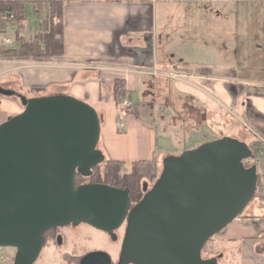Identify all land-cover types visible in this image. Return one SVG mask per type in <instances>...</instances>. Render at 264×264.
I'll use <instances>...</instances> for the list:
<instances>
[{"label": "crops", "instance_id": "obj_1", "mask_svg": "<svg viewBox=\"0 0 264 264\" xmlns=\"http://www.w3.org/2000/svg\"><path fill=\"white\" fill-rule=\"evenodd\" d=\"M0 1L26 2L25 16L10 32L14 36L19 29L28 40L34 32L27 38V29L39 23L33 3L54 0ZM61 1L66 4L64 55L41 62L0 58V87L28 98L69 95L85 101L99 114V146L107 158L134 162L154 156L157 165L196 148L187 140L174 147L168 135H160L161 124L168 129L183 120L187 133L219 123L227 127L230 109L242 104L243 124L251 131L248 145L257 154L259 191L243 217L215 242L222 249L219 264H264V84L239 79L236 68L216 63L218 34L229 32L218 27L219 18L244 25L250 8H264V0ZM159 14L165 16L160 28ZM119 68L138 72L124 74ZM118 78L126 81L127 97L134 103L124 129L114 97ZM32 91L43 93L29 96ZM23 110L18 99L0 95V125ZM14 255L13 248L0 249V264H14Z\"/></svg>", "mask_w": 264, "mask_h": 264}, {"label": "water", "instance_id": "obj_2", "mask_svg": "<svg viewBox=\"0 0 264 264\" xmlns=\"http://www.w3.org/2000/svg\"><path fill=\"white\" fill-rule=\"evenodd\" d=\"M17 96L23 112L0 125V248L16 250L14 264H35L45 234L88 224L116 239L127 221L117 264H219L202 256L207 242L246 210L258 190L253 149L223 137L167 156L151 189L132 207L129 192L105 184L76 186L106 160L101 120L90 104L69 95ZM81 264H112L92 252Z\"/></svg>", "mask_w": 264, "mask_h": 264}, {"label": "trees", "instance_id": "obj_3", "mask_svg": "<svg viewBox=\"0 0 264 264\" xmlns=\"http://www.w3.org/2000/svg\"><path fill=\"white\" fill-rule=\"evenodd\" d=\"M33 8L39 19V23L34 28V35L31 39L25 40L21 37L19 29H17L14 34L16 45L10 48L0 46L1 59L41 62L64 55L65 1L54 0L46 4L38 1L33 3ZM11 14H14L19 19L24 17L26 14V2L0 1V16L4 18ZM128 94L126 81L120 78L116 79L114 82V97L117 106ZM14 98L20 101L17 96H14ZM253 153L254 158H256V152L253 151ZM158 178L157 162L154 156L151 159L130 163L106 157L104 163L93 169L90 177H83L77 174L76 186L79 187L84 182H91L127 190L133 207L144 197V184L156 182ZM258 191L255 198L258 196ZM243 215L244 212L237 220L241 219ZM221 254L222 249L216 244L215 237L207 242L202 252V256L205 259L219 257ZM219 262H222V257Z\"/></svg>", "mask_w": 264, "mask_h": 264}, {"label": "rangeland", "instance_id": "obj_4", "mask_svg": "<svg viewBox=\"0 0 264 264\" xmlns=\"http://www.w3.org/2000/svg\"><path fill=\"white\" fill-rule=\"evenodd\" d=\"M164 17L165 16L163 14H159L158 16V19L160 21L159 28L161 27V20ZM168 17L170 16L168 15ZM174 17L184 18L185 16H182L181 14H174ZM219 20L222 21L219 22L220 24L218 27L223 29L225 28L229 32L218 34V43H216V45L218 44L216 63L236 68L238 72L237 77L239 79L264 84V8L258 9L255 7H251L248 16V22H246L244 25L239 24L238 26H235V22L230 21L229 19L225 18V16H222L221 18H219ZM36 25V21L32 22V26H30L29 30V23H27L28 29L25 35L27 38H29V36H32ZM163 28H165L164 25H162V29ZM231 31H233V33H230ZM40 93L43 92L32 91L31 93H29V96H36ZM141 98L142 96L139 93L136 99L140 101ZM244 118L243 106L242 104H237L234 108H231L228 113L227 127H225V124L219 123L216 127L211 129L201 128L200 131H197L195 129L192 133H187L186 125L184 124V121L181 120V122H178L177 126H172L168 129H165L161 124L159 126V133L161 136L168 135L167 137L169 139V142L174 147H177V142H185L187 140L186 142H188L189 145H192L191 147L198 148L200 145L197 147V143H199L200 141L202 142L203 139L206 140L208 137L215 140L223 137H231L250 144L251 142L249 133H251V131L244 126ZM193 137H195L196 140H193ZM179 150H177L178 154L180 153ZM159 152L161 153V150ZM157 168L158 175L160 176L163 168V163L157 165ZM154 183L155 182H148V189H151ZM78 242L80 244L82 243L88 245V243L82 241V238H79ZM88 246L92 248H99L105 252L114 251L116 249V245H113L102 233L101 244L99 243V241H96L93 242V244L90 243ZM70 247L71 243L68 242L67 246L61 248L60 250H56L54 247L45 248L35 264H69L66 260L63 259L62 254L64 252H69ZM14 251L16 255V250L14 249ZM112 255L116 257L114 252Z\"/></svg>", "mask_w": 264, "mask_h": 264}, {"label": "flooded vegetation", "instance_id": "obj_5", "mask_svg": "<svg viewBox=\"0 0 264 264\" xmlns=\"http://www.w3.org/2000/svg\"><path fill=\"white\" fill-rule=\"evenodd\" d=\"M84 184H97V183L84 182L81 185ZM126 229H127V221H125L124 224L119 229L114 231V234L116 235V239L114 240L113 236L109 235L106 232L100 231L88 224L82 223L77 226L71 224L66 227L58 228L51 232L49 231L48 233H46L45 245L43 250L45 248H50V247H54L56 250H60L61 248L67 246V243L69 242L71 243L70 251L64 252L62 254L63 259L66 260L67 263L69 264H81L82 259L86 257L88 254L96 251L105 252L99 248H92L88 246L90 243L93 244V242L96 241H99V243L101 244V233H102L108 238V240L113 245H116V249L114 251H108L106 253H108L111 256L112 264H117L120 259V254L122 250L124 237L126 234ZM79 238H82V241L88 243V245L82 243L80 244L78 242ZM113 252L116 255V257L112 255Z\"/></svg>", "mask_w": 264, "mask_h": 264}, {"label": "built area", "instance_id": "obj_6", "mask_svg": "<svg viewBox=\"0 0 264 264\" xmlns=\"http://www.w3.org/2000/svg\"><path fill=\"white\" fill-rule=\"evenodd\" d=\"M19 18H17L14 14L7 15L6 17L2 18L0 16V46H6L8 48L14 47L16 44L15 38L12 36L10 30H13V27H15L18 24ZM3 23L5 24L3 25ZM117 71H120L124 74H131L138 72V70L132 69V68H119ZM153 74H158L157 72H153ZM174 77H177L176 74L173 75ZM118 109V120L120 123V129H124V123L123 120L128 112L132 111L134 109V103L128 98H124L121 103L117 106ZM254 159H249L245 162V164L249 167L254 165Z\"/></svg>", "mask_w": 264, "mask_h": 264}]
</instances>
